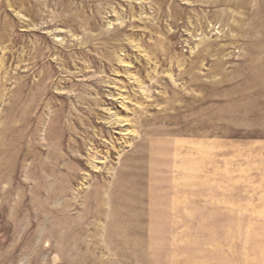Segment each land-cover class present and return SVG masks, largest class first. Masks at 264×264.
I'll list each match as a JSON object with an SVG mask.
<instances>
[{"label":"rangeland","instance_id":"obj_1","mask_svg":"<svg viewBox=\"0 0 264 264\" xmlns=\"http://www.w3.org/2000/svg\"><path fill=\"white\" fill-rule=\"evenodd\" d=\"M0 264H264V0H0Z\"/></svg>","mask_w":264,"mask_h":264}]
</instances>
